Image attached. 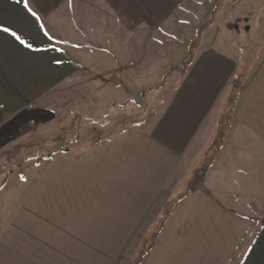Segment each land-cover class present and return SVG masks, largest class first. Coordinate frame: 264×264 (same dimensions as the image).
Wrapping results in <instances>:
<instances>
[{
  "label": "crops",
  "instance_id": "0c3cea01",
  "mask_svg": "<svg viewBox=\"0 0 264 264\" xmlns=\"http://www.w3.org/2000/svg\"><path fill=\"white\" fill-rule=\"evenodd\" d=\"M186 1L27 0L33 16L24 0H0L1 172L11 161L9 151L39 154L29 141L43 125L54 124L45 95L79 75L76 55L64 52L48 30L61 25V13L98 3L129 30L156 28ZM112 40L123 43L121 36ZM99 52L105 59L122 58L114 50L110 57ZM201 62L144 125L72 152L76 142L10 173L17 178L26 171L0 188V264H113L129 250L131 237L146 234L169 200L174 206L142 264H264V143L242 149L235 139L225 160L213 164L194 190H187L186 181L180 193L169 195L177 173L187 175L214 138L220 76L233 63L212 55ZM102 65L101 73L107 71ZM106 86L100 92L108 93ZM254 134L246 133V139L262 143L263 133Z\"/></svg>",
  "mask_w": 264,
  "mask_h": 264
},
{
  "label": "rangeland",
  "instance_id": "374dc122",
  "mask_svg": "<svg viewBox=\"0 0 264 264\" xmlns=\"http://www.w3.org/2000/svg\"><path fill=\"white\" fill-rule=\"evenodd\" d=\"M95 4L61 13V25L48 28L64 52L76 55L79 75L75 82L69 81L59 91L45 95L44 105L52 107L54 124L43 125L35 134L36 139L29 141L36 144L40 155L32 154L35 151L28 154H19L22 150L5 151L11 154V161L1 167L0 188L25 174L21 170L17 178L10 175L18 165L41 156L43 161L49 160L56 148L74 141L76 133L79 140L72 152L98 144L130 125H144L163 110L174 91L189 78L191 69L200 67L209 55L233 61L230 72L220 76L213 113L218 117L216 133L205 146L204 155L189 165L187 175L177 173L178 181L169 189V195L180 193L183 187L178 186L186 181L187 190H194L213 164L225 160L227 147L235 139L242 149H247L249 143L255 148L262 147L263 139L262 143L259 139H246V133L264 135V0H187L159 27L130 30ZM112 35L121 36L123 43L111 41ZM101 50L108 52L105 53L108 57L114 50L113 54L122 58L119 62L98 57ZM101 63L107 68L103 73L99 72ZM115 66L122 68L117 74ZM104 86L108 89L107 98L99 90ZM111 103L117 106L104 107ZM44 115L51 117L46 110ZM169 201L168 207L173 208L175 200ZM152 237H131L129 250L122 252L113 264L132 263L143 243L147 246Z\"/></svg>",
  "mask_w": 264,
  "mask_h": 264
},
{
  "label": "trees",
  "instance_id": "16d2710c",
  "mask_svg": "<svg viewBox=\"0 0 264 264\" xmlns=\"http://www.w3.org/2000/svg\"><path fill=\"white\" fill-rule=\"evenodd\" d=\"M78 134H77L76 139L72 142H74V143L78 142V140H79ZM71 143L69 142V143H66L65 145H63L64 147L61 146L59 148H56V150L54 152H59L63 148L66 149V147L69 146ZM169 205H170V202L165 205V207L163 208V211L160 213L158 218L155 221H153V223L151 225H149V227H148V230H147L145 235L153 236L151 243L148 245L146 244L147 246H145V243H143L142 248H140L138 251L137 257L135 259H133L132 263H130V264H142L144 258L154 248V246L157 242V239L159 237V234L162 230V227L164 226L165 222L167 221V219L171 213L172 207H168Z\"/></svg>",
  "mask_w": 264,
  "mask_h": 264
},
{
  "label": "snow or ice",
  "instance_id": "6c2138e0",
  "mask_svg": "<svg viewBox=\"0 0 264 264\" xmlns=\"http://www.w3.org/2000/svg\"><path fill=\"white\" fill-rule=\"evenodd\" d=\"M17 3H20L21 0H16ZM24 7L28 8V11L32 13L33 16H36L35 12H32L31 8H29L27 0H24ZM37 19H39V17H37ZM3 31L5 32H9V29L5 28L3 29ZM11 35L15 37V39H17L21 44L25 45L26 47H31L30 44H28L24 39H22L19 35H17L15 32H11ZM45 35H48L47 32H45Z\"/></svg>",
  "mask_w": 264,
  "mask_h": 264
}]
</instances>
